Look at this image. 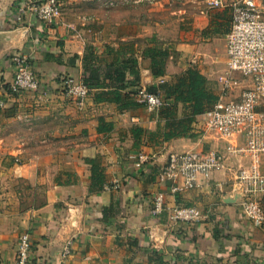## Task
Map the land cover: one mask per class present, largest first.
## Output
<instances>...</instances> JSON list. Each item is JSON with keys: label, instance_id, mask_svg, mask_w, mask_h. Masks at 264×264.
<instances>
[{"label": "crops", "instance_id": "crops-1", "mask_svg": "<svg viewBox=\"0 0 264 264\" xmlns=\"http://www.w3.org/2000/svg\"><path fill=\"white\" fill-rule=\"evenodd\" d=\"M26 1L0 0V93L6 101L0 108V264L14 263L23 231L29 233L33 258L47 264H226L232 259L264 264V220L253 225L242 213L229 167L248 164L249 156L231 157L208 182L170 193L156 178L169 151L222 148L224 140L203 132L202 113L192 121L193 135H152L164 119L131 92L169 80L189 66L220 92L226 49L218 33L227 31L218 29L220 18L209 19L211 8L201 12L205 0L198 11L202 16L182 29L180 2L169 7L168 0L131 5L61 0L60 18L45 22L20 13ZM227 23L229 30L230 7ZM154 45L168 50L162 74L151 71L147 49ZM17 53L28 57L38 75L36 90H7L14 73L11 56ZM62 76H88L92 82L81 107L65 95ZM235 76L239 84L228 98L238 97L249 83ZM122 83L121 99H109ZM166 102L182 114L181 101L168 97ZM257 108L264 110V97ZM135 126L147 130L136 140ZM139 153L146 160L137 164ZM95 156L106 168V181L93 193L85 158ZM158 190L165 191L166 208L152 215L151 198ZM261 201L264 206V195ZM176 204L197 206L201 217L174 219ZM65 248L69 251L63 257Z\"/></svg>", "mask_w": 264, "mask_h": 264}, {"label": "built area", "instance_id": "built-area-1", "mask_svg": "<svg viewBox=\"0 0 264 264\" xmlns=\"http://www.w3.org/2000/svg\"><path fill=\"white\" fill-rule=\"evenodd\" d=\"M133 2H151L153 0H132ZM113 4V0H108ZM223 0H205L206 8H214ZM231 23L226 33V67L220 76V92L212 106L204 111L202 117L203 132L214 133L224 140L223 147H211L205 150L189 149L169 151L166 161L156 171L158 181L168 184L172 194L208 182L212 173L226 167L225 162L231 157L247 154L248 164L229 165L235 174V189L239 194L242 213L253 223L261 225L264 220V172L261 170V155L264 154V110L258 109L259 100L264 97V0H232ZM20 13H32L45 22L55 21L62 12L61 0H27L20 7ZM14 73L7 90H36L39 77L32 68L26 55L11 56ZM239 74L249 79L242 86L238 97L228 98V93L239 84ZM63 91L76 106L81 107L88 95L89 87L83 80L70 76L60 77ZM136 99L148 110H157L166 104L160 92H152L139 86ZM5 98L0 93V108L5 105ZM243 136L239 142L238 137ZM137 164L146 160V155H137ZM166 208L165 191L159 190L151 198L150 212L160 215ZM171 216L179 221L193 222L201 217V211L195 205L176 204L171 209ZM62 251L64 257L68 253ZM32 243L27 231L17 238L13 264H47L43 259H35ZM226 264H237L231 260Z\"/></svg>", "mask_w": 264, "mask_h": 264}, {"label": "trees", "instance_id": "trees-1", "mask_svg": "<svg viewBox=\"0 0 264 264\" xmlns=\"http://www.w3.org/2000/svg\"><path fill=\"white\" fill-rule=\"evenodd\" d=\"M147 53L151 57L152 73L162 74L164 72V62L168 55V50L154 45L152 48L147 49ZM131 72L135 76L137 75L136 70L131 69ZM123 74V72L118 73V77L123 76ZM83 80L89 86L92 84L88 80V76L84 77ZM123 85L124 83L114 87L111 91L112 95L108 96L109 99L120 100L122 95L118 87H122ZM137 87L139 86H136L131 91L132 94L135 95ZM147 90L160 92L165 99L172 97L174 100L183 103V112L181 115H177V107L173 103L166 102V104L157 109L164 119V124L162 129L150 133L154 136H161L162 139L193 135L191 124L195 120L196 115L209 109L218 98V94L208 86L206 76L193 66H189L184 71L174 74L169 80L148 87ZM102 98L100 94H95V99L100 100ZM100 122L102 123V118H99L97 129H101L102 127ZM131 131L135 140L140 133L143 131L147 132V130H143L139 126L132 127ZM85 161L90 165L89 191L96 193L104 186L106 181V168L102 164L99 156L87 157Z\"/></svg>", "mask_w": 264, "mask_h": 264}, {"label": "rangeland", "instance_id": "rangeland-1", "mask_svg": "<svg viewBox=\"0 0 264 264\" xmlns=\"http://www.w3.org/2000/svg\"><path fill=\"white\" fill-rule=\"evenodd\" d=\"M113 1H114L113 4H115V5H120V4H124V3H128V4L132 3L133 4L132 0H113ZM231 1L230 0H223V3L221 5H219L217 7H214V8H211L209 10V12H208L209 19H211V18H212L211 20H213V19H218L219 20V18L221 19L222 23H220L218 25V29L219 28H224L225 31H228L227 8L228 7L231 8V6H230V2ZM179 2L181 3V7H183L182 10H181V29L185 28L186 26H189L191 28L194 25V23L196 22V19L200 18L202 16V15H198L199 14L198 11H199V8L203 5L204 0H181V1L180 0H168L167 5L169 7L180 5ZM134 3H136V2H134ZM225 4H227L228 6L225 5ZM223 8H225V9H223ZM206 34L207 35H211L213 33L206 32ZM218 34H219L218 38H220V41L225 43L226 34L223 33V32L222 33H218ZM28 91H31V90H28ZM201 149L205 150L207 148H203V147L198 148V150H201ZM159 182L165 183V182H162V181H159ZM167 186H168V184H167Z\"/></svg>", "mask_w": 264, "mask_h": 264}]
</instances>
